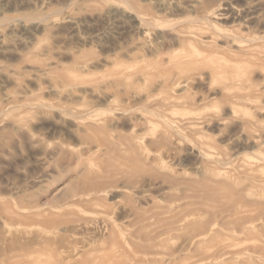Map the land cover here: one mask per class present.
<instances>
[{
    "label": "rangeland",
    "instance_id": "1",
    "mask_svg": "<svg viewBox=\"0 0 264 264\" xmlns=\"http://www.w3.org/2000/svg\"><path fill=\"white\" fill-rule=\"evenodd\" d=\"M263 56L264 0H0V264H264Z\"/></svg>",
    "mask_w": 264,
    "mask_h": 264
},
{
    "label": "bare ground",
    "instance_id": "2",
    "mask_svg": "<svg viewBox=\"0 0 264 264\" xmlns=\"http://www.w3.org/2000/svg\"><path fill=\"white\" fill-rule=\"evenodd\" d=\"M222 12H225V10H223ZM225 14V13H224ZM150 15V14H149ZM140 19V18H139ZM203 19V18H202ZM211 19V18H210ZM253 19V18H252ZM144 22V21H143ZM146 22H147V20H146ZM252 22H253V20H252ZM145 23V22H144ZM190 23V22H189ZM193 23V22H192ZM195 23V22H194ZM193 23V24H194ZM197 23V22H196ZM212 23V22H211ZM145 24H147V25H149L148 24V22L147 23H145ZM137 26H138V24H137ZM145 26V25H144ZM208 26H209V24H208ZM147 27V26H146ZM152 27V26H151ZM148 28V27H147ZM210 28V27H209ZM175 29V28H174ZM212 29H214V28H212ZM188 31L189 30H195V32H198V33H200L201 32V29H200V27H195L194 25H190L189 27H188V29H187ZM138 31V30H137ZM163 31V30H162ZM170 31H172V30H170ZM212 32V31H211ZM140 33V32H139ZM138 33V34H139ZM193 33V32H192ZM216 33V32H215ZM215 33H213V34H215ZM218 33V32H217ZM164 34V33H163ZM203 34H205V33H202L201 35H203ZM212 34V35H213ZM221 34V33H220ZM140 35V34H139ZM199 35V34H198ZM218 35V34H217ZM208 36V35H207ZM210 36V35H209ZM214 36V35H213ZM224 36V35H223ZM169 37V36H168ZM215 37V36H214ZM227 37V36H226ZM225 37V38H226ZM229 37V36H228ZM227 37V38H228ZM244 37V36H243ZM243 37H237V38H234V40L233 41H226L225 42V46H227V47H230V48H233V46H235V42H238V43H240V44H242L244 41H245V39H243ZM164 38V37H163ZM212 38V37H211ZM232 38V37H231ZM167 39V38H166ZM169 39V38H168ZM172 39H173V37H172ZM176 39V38H175ZM218 39H219V36H218ZM253 39V38H252ZM251 39V40H252ZM254 40V39H253ZM257 40V39H256ZM165 41H168V40H165ZM171 41V40H170ZM249 41V40H248ZM172 42V41H171ZM223 42V41H222ZM221 42V43H222ZM251 42V41H250ZM252 42H254V41H252ZM256 42V41H255ZM246 43V42H245ZM169 44H171V43H169ZM224 44V43H223ZM138 45H140V43H138L137 44V46ZM141 45H143L142 43H141ZM167 45V44H166ZM168 46V45H167ZM173 46H174V44H173ZM201 46H203V43H201ZM259 46V45H258ZM257 45L256 46H254V45H249V46H244V45H238V46H235L236 48V50H233V49H231V50H233V51H230V53L231 54H233L234 56H236L237 58L239 57V58H244V57H248V56H253L254 55V49H256V47H258ZM140 47V46H139ZM200 47V46H199ZM205 47V46H204ZM142 48V47H141ZM164 48H169V46L168 47H164ZM206 49L208 48V46L207 47H205ZM173 49V48H172ZM139 50H140V48H139ZM208 50H210V49H208ZM138 52V51H137ZM218 51H216V53H217ZM205 53L206 52H204V51H198V50H194L192 53H187V54H176V53H174L173 54V56L168 60V61H166L167 59L164 57V59H166L164 62H161V63H152V64H150L149 66H148V68H150V69H152L153 71H155V69H161L162 67H164L165 65H167V66H169L170 67V69H173V70H177V71H179V74H180V76H181V78H179V81H180V83H184V82H189V81H195V80H197V73L196 72H198V71H201V69H203V68H206V67H209V65H212V64H214L213 63V59H211V61L209 60L210 59V56H212V54L210 55V56H208V55H205ZM139 54V53H138ZM218 54V53H217ZM222 54H224V53H222ZM226 54V53H225ZM233 55H232V57H233ZM214 56V55H213ZM257 56V55H256ZM255 57V56H254ZM264 57V56H263ZM157 58V57H156ZM256 58V57H255ZM261 58V57H260ZM245 59H247V58H245ZM253 59V58H252ZM257 59V58H256ZM262 59V58H261ZM137 60L140 62V63H142L143 61L145 62V60H144V57H142V56H138V58H137ZM153 60V59H152ZM241 60V59H240ZM223 61L225 62V63H233L234 61L233 60H231V59H229V58H227V57H223ZM250 61V60H249ZM146 63V62H145ZM235 63H237V62H235ZM139 66V65H138ZM234 68V67H233ZM144 70V69H143ZM142 69H141V74L142 73H144L145 72V70L143 71ZM167 69H165V71H166ZM140 73V72H139ZM226 75V76H228V77H232V80H233V77H234V74H231V72H229L228 70H221L220 71V73L218 74V75ZM169 76L166 78L165 77V80H163V82H162V85H164L165 86V84H167L168 82H169V80H170V76L172 75L171 73L170 74H168ZM199 75V74H198ZM216 75V73L214 72H212V78L214 77ZM210 76V77H211ZM223 76V77H224ZM161 78H162V76H161ZM239 78V77H238ZM159 79H160V77H159ZM159 79H158V81H159ZM236 79V78H235ZM234 79V80H235ZM231 79H229V81H230ZM233 80V81H234ZM249 81H250V79H248ZM238 81V80H237ZM251 83H253L252 81H250ZM250 83V84H251ZM160 84H161V82H160ZM252 85V84H251ZM251 85H240L239 87L237 86V85H231L230 86V88H228L230 91H241V92H246V93H242V94H240L239 96L238 95H236V96H234V98H236L237 99V101L236 102H238V101H248V102H250V101H254V95L253 94H250V91L252 90V88H253V86H251ZM260 92H261V90H260ZM257 101V100H256ZM200 226V225H199ZM262 251V250H261Z\"/></svg>",
    "mask_w": 264,
    "mask_h": 264
}]
</instances>
